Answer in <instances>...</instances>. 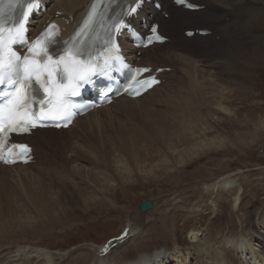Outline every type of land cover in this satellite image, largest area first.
Here are the masks:
<instances>
[{
	"label": "rangeland",
	"instance_id": "rangeland-1",
	"mask_svg": "<svg viewBox=\"0 0 264 264\" xmlns=\"http://www.w3.org/2000/svg\"><path fill=\"white\" fill-rule=\"evenodd\" d=\"M220 2L214 1V4L224 8L226 14L235 15V21L243 20L239 29L250 42V45L238 42V47L223 53L221 63L226 74H222L224 72L212 65L208 58H205L206 66L200 64L198 68H189L178 65V70L174 69L175 64L171 60L161 59L155 63L143 59L141 54L137 63L164 66L171 70L163 75V85L141 104L149 103L154 96L159 97L157 100L168 99L175 92H180V98L186 93L189 95L192 91L189 83L195 81L200 85L211 84L227 79L230 72L238 75V85L234 87L238 94L232 102L224 103L230 113L218 109L209 111L205 108L209 107L207 103L198 110L186 108L189 112L202 114V120L206 119L198 123L185 112L175 116L165 106H153L161 114L144 120L145 128L140 126L141 120L135 115L134 126L122 123L123 118L112 120L110 116L104 118L105 115L101 114L104 119L93 122L89 136L84 143H80L90 155L84 160H78L68 148L78 142L72 134L61 136L68 143L66 156L63 155L60 137L48 134L52 141L40 147H37L35 137L22 139L35 147L36 161L27 170L29 176L23 174L21 179H16L17 172L7 171L0 178V242L8 241L4 236L15 232L19 226H23L20 230L36 227L24 235L26 240L14 241L15 246H32L54 256L75 255L92 248L96 250L106 240L117 236L124 227L127 213H140L139 205L146 200L152 201L154 207L147 214H140L145 223H151L163 212L174 211L181 217L186 216L181 226L207 228L211 221L214 222V229L221 232L226 229H234L235 232L239 229L240 232L241 224L239 228L231 226L238 224L239 217L245 220L247 215L244 216V213L252 214L243 226L244 239L249 241L253 225L264 222V0H250L248 3L251 5L243 8L232 5L231 0ZM196 3L204 5L201 0ZM59 13L56 11L55 14ZM222 35L228 37V34ZM212 74L215 77L209 76ZM174 81L178 85L175 89ZM204 115H209L210 119ZM137 126L140 132L136 131ZM84 129L78 132L81 130L78 128L74 133L82 134ZM225 141V145H220ZM76 165H80L79 169L75 168ZM232 177L235 184L223 187L222 184ZM18 180H21L20 183ZM207 183L218 185L207 190ZM242 188L244 195L242 198L239 196V204L242 203L244 211L239 213L232 207L235 193H242ZM227 189L233 194L222 193ZM217 200H220L218 204ZM211 206L213 208L209 210ZM47 221L55 225L54 232H41V226L48 225ZM67 223H74L75 226L67 229L58 226ZM169 225L170 220H164V226ZM49 227L52 229V224ZM149 229L143 239L149 235ZM188 230L176 235L180 246H184L182 243ZM225 235L229 239L228 244L219 242L215 247L219 251L224 248L226 254L238 251L240 256L241 249L236 248L232 241L236 242L241 237L227 232ZM187 238L191 241L190 236L187 235ZM132 241L129 240L126 247L136 245L137 242ZM252 244L257 249L258 243ZM138 252L144 254L141 249ZM195 258H189L186 264H197ZM238 262L248 264L244 257Z\"/></svg>",
	"mask_w": 264,
	"mask_h": 264
},
{
	"label": "bare ground",
	"instance_id": "bare-ground-1",
	"mask_svg": "<svg viewBox=\"0 0 264 264\" xmlns=\"http://www.w3.org/2000/svg\"><path fill=\"white\" fill-rule=\"evenodd\" d=\"M46 1L47 4L48 2L53 1V4L48 9V15L35 18L32 21V26H31L32 31H35L36 28L40 30L42 28V25L46 23L50 15H54L56 11L62 12L63 14L62 16L65 17L66 22H64L65 23L64 26H66L67 21H69L68 27L69 28L72 27L71 26L72 21L73 20L78 21L83 16V13L86 10V6L89 2V0H46ZM127 1L129 2L130 0H120L119 4ZM153 1H158L160 2V4H162L163 10L166 11V13L170 14L168 19H166L161 12H158L154 8L153 5L154 3H153V4H146L143 10L140 12L138 18L133 20V23L138 28H142L143 20H146V22L148 23L159 22L160 31L166 37H169L170 40L164 45H154L146 50H141L143 59L155 63L160 62L161 59H168L174 62L175 64L174 69L178 70L177 69L178 65H185L186 67L189 68H198L200 64H201L200 66H206L207 63L205 58H208L207 60L213 62L212 65H216L217 69H221L224 72L222 74H226L224 67L221 63V60L223 59L222 57L223 53L232 47L235 46L238 47V44H236L238 42H242L243 45L244 44L250 45L249 40L247 38H244V36L240 32L241 30L239 29V26L242 24L243 20L235 21L236 20L235 18H237L234 17L235 15L226 14L224 8L219 7L220 5L218 6L214 4V1L220 2V0H213V1L201 0L204 1L203 4L205 5V8L197 12L185 11L183 10V8H179L173 5L171 0H153ZM190 1L194 2L198 0H190ZM224 1L227 2V0ZM231 1L233 2V4L232 3L231 4L237 5L238 8H243V6L247 4L251 5V3H248V1L250 0L248 1L231 0ZM253 8H255V6ZM248 11L250 12V10ZM228 17H229V22H227ZM193 27H195L198 30L208 29L211 30L212 33L211 35H208L206 37H201L199 35H195L193 38L186 37L185 32L191 30ZM222 34L224 35L228 34V37L225 38L223 37ZM123 45L124 47L130 46V44H128L127 41L125 40H123ZM159 49L160 50L163 49L164 51L163 50L159 51ZM135 53L136 51L131 50L129 53L130 57L133 58ZM146 66L155 67L156 65L149 64ZM158 67L162 68L164 66H156L155 69ZM209 76L215 77L213 74ZM227 79L223 78L216 81L213 80L214 81L213 83L211 84L205 83L203 85L197 83L198 81L197 82L195 81L196 84L194 82H192L191 84L189 83V87L192 89L191 93L189 95L186 93V95L182 96L181 98H180V92H175L172 94V96H169L168 99L161 98L157 100L156 98L159 97L154 96L152 97L153 99H151L149 103L141 104V102L150 94L151 96H153L154 92L158 89V87L154 88L152 91L148 92L147 94L136 100H132L126 97H120L110 106L94 110L93 112L81 118H78L68 130L57 131L53 129H46V130L38 129L32 133L31 138L32 137L37 138V147H40L42 145H47L48 142L52 141V138L48 136V134L60 138L61 136H65V134L66 135L72 134L73 136L76 137L78 142L77 144H75L76 142L75 141L74 143H72L73 145L71 144V146L68 148L71 149V154L74 153V156H77L76 158H78V160H84L87 156L90 155L88 153V150L84 149L83 144L80 145V143H84V140L87 139L91 130L94 127V123L95 122L98 123L101 121L100 120L102 118L101 114L102 116L105 115L103 116L104 118L106 117V115L110 116L112 120L123 118L124 121H122V123L126 125L131 124L134 126L136 125L133 119V116L135 115L139 120H141L140 126L145 128L146 126L144 124L146 122L143 123L144 120H147L149 117L153 115L161 114L160 113L161 111L159 109H154L153 106L156 107L165 106L167 109L169 108L171 110L172 115L178 116V114H183L185 112V114L190 116L192 119H195L199 123L202 120L203 115L195 112H189L187 111L186 108H190L192 110H198L200 109V106L207 103L209 107H205V108L208 109L209 111L210 110L214 111V109H218L225 111L226 114L230 113L229 110L224 106V103L226 101L232 102V99L236 98L235 95H237L238 93L236 92L234 87L238 85L237 81L239 77L238 75H235L234 73L232 74L230 72L229 75L227 76ZM175 86H176V81L173 82V89L178 87V85L176 87ZM151 101L153 103H151ZM130 105L131 106L137 105L140 107L135 108V107H131ZM204 116L206 117L208 116L207 119L208 120L210 119L209 115H204ZM204 120L206 119H203L202 121ZM84 127L85 129L83 133L81 132L82 134L74 133L76 132V130H78V128H81V130H79L78 132L82 131ZM136 128H137L136 131L140 132V127L137 126ZM61 139H62L61 143L63 145V150H64L63 155L66 156L67 153L65 151V147L68 143L66 142L65 138L62 137ZM19 142L27 143L26 140H20ZM225 143L226 141L221 143L220 145L223 144L225 145ZM79 167L80 165L75 166L76 169H79ZM29 168L30 165H25V166L15 165L14 167H6L0 164V178H2L5 175V172L10 171L11 173L17 172L18 175H16L17 178L16 177L15 178L21 179L23 174L29 176L27 175L29 174L27 171ZM234 180L235 179L233 177L229 178L222 184V186L225 188H229L235 184V182H233ZM20 181L21 180H18L17 182L20 183ZM217 185H218L217 183L214 184L207 183L206 189L207 190L210 188L214 189L217 187ZM218 188H220V185L218 186ZM222 193L233 194L230 193L229 189L223 190ZM235 194H236L234 195L235 204L232 208L237 209L238 211H240L239 213H242L244 209L241 207L242 203L239 204L240 203L239 196H241L242 198V196L244 195V189L242 190V193L240 191L239 194H237V192ZM218 201L220 200H217V204ZM163 202L165 203V201ZM248 203L250 202L248 201ZM213 204L216 205V203ZM212 206L209 208V210L213 208ZM166 212L167 214H165L164 212L163 214H159L157 216V219L155 218L153 221H151V223L149 221L145 223L140 213H135V214L132 212L127 213L126 215L127 218L124 221V227L121 229V232L124 228L130 227L132 236L129 240H134L132 242H137V243L134 246L131 245L129 247H126V242H125L124 244L119 245L117 248H115L112 251V253H110L106 257L100 256V249L103 244L98 246L96 250L92 248L88 250V252L77 253L75 255L71 253L69 254L67 253V254H60V256H54V254L50 252L32 246L29 247L15 246L14 241L26 240V238L25 239L23 238L24 235L28 231L34 230L36 228V227L34 228L27 227L26 230H20L23 226H19L15 232L4 236L8 238V241L0 242V248L2 250V252H0V264H67L68 262H73V264H143V259L145 257L150 259V264H173L174 261L180 262L179 264H186V261L189 258H193V257H196L195 260L197 261V264H226V263L243 264V262L240 263L238 262V260H241L242 257H244L248 261V264H264V222L260 223L259 225L257 224L255 226L253 225L251 238L249 237V241L248 239L247 240L244 239L245 227L243 226L247 224V221L249 220L252 214L244 213L243 214L244 216L247 215L245 220L239 217L238 224L231 226V228H237V227L239 228V224H241L242 230L240 232L239 229L237 232H235L234 229L232 230L226 229V230H222L221 232L217 229H214L213 227L214 222L212 223L211 221L208 222L207 228L203 227L202 225L200 229H197L195 227L189 228L186 225L181 226V223L186 221L185 218L186 216L181 217L180 214H177L174 211H166ZM232 213L234 214L233 210ZM198 219L199 218H196V220ZM164 220H170L169 227L164 226ZM47 222L48 225L43 224L41 226V232H45V233L48 231L54 232L55 225H53L51 221H47ZM51 224H52V229L49 227V225ZM58 226H63L64 229H67L68 227L72 228L75 225L74 223H67ZM180 227H182V229ZM149 228L151 229V231L148 232L149 235L145 239H143ZM161 230L164 231H162V233L160 234L159 232H161ZM186 230H188V232L185 235L186 237L185 241L182 243L184 244V246H180V243L177 242L176 235L177 234L180 235ZM225 232H227L228 234L230 233L232 236L233 234H236L239 235V237H241V239L237 240L236 242L232 241L233 244L235 243L234 245L236 246V248L241 249L240 250L241 252L239 251L240 256L238 255V251H236L237 254L235 252L234 254L229 252H227L226 254V250L224 248L221 251H219V248L215 247L216 244H218L219 242H223L224 244L226 243V245L228 244L229 239L226 237ZM119 234L115 237H118ZM187 235L190 236V239L192 241H188ZM217 235H219L220 238L219 236L217 237ZM164 238H167V240L163 241ZM253 242L258 243L257 249L253 247L252 244ZM177 243L179 245H176ZM168 244H173V245H168ZM135 247H137L136 250H133V248ZM139 249H141V252H143L144 254L138 252ZM113 253L114 255L112 257ZM59 260L61 262H59Z\"/></svg>",
	"mask_w": 264,
	"mask_h": 264
},
{
	"label": "snow or ice",
	"instance_id": "snow-or-ice-1",
	"mask_svg": "<svg viewBox=\"0 0 264 264\" xmlns=\"http://www.w3.org/2000/svg\"><path fill=\"white\" fill-rule=\"evenodd\" d=\"M22 2V0H17V3ZM144 0H138V5L142 6ZM38 7V3L32 2L27 4L25 12L22 14V19L19 23L14 24L11 27H5L2 22H0V47L4 45L5 37L4 33L7 32L9 34V42L17 43L24 42V24L28 19L29 13H31L34 8ZM132 14H135L138 11V7L132 8ZM118 30L121 28H126L123 22L117 26ZM152 33L156 35V40H162L163 38L156 34L157 29L153 27L151 29ZM151 43V41H149ZM39 46V41L34 44L31 48L28 49L30 53L34 52L35 48ZM11 52V48H9ZM44 55L47 56V50H43ZM12 56L15 57L17 61L21 60L19 55H16L15 52L11 53ZM70 55V54H69ZM53 60L51 56H47L46 62L43 64L39 63L35 59H32L30 56L25 55L23 57L22 66L25 73V80L31 78L32 75H35V79L41 86L44 88V91L49 96L48 101V111L45 113L41 110L40 119L53 118L55 119L60 112V109L63 106V98L66 95H77L76 89L80 86V84L74 83V81H82L87 82L86 77L90 74L89 69L83 65V62L80 60L73 59L71 62H67L65 57H61L58 61H55L56 67H51L53 64ZM63 64L64 72L66 73V83L57 84L55 82V72L59 68V66ZM5 65L2 61H0V84L5 82ZM11 69L12 65L7 66ZM147 71V69H144ZM47 73V80L42 79ZM13 99L8 100L6 105L0 106V134H2L5 130L11 129L12 131H16L17 127L23 122L25 125L31 124L32 127H36V124L32 123L29 117V113L26 111V95L24 86L17 88L15 93L11 94ZM7 111L8 116L7 120H5L4 113ZM57 127L60 125L57 124ZM3 145L4 141L0 140V160H3L4 163H14L15 161L6 159L3 155ZM13 149H22L23 151H28L27 146L24 145H13ZM26 162V161H25ZM129 234H125L124 239H127ZM143 264H150V259L145 257L143 259Z\"/></svg>",
	"mask_w": 264,
	"mask_h": 264
},
{
	"label": "water",
	"instance_id": "water-1",
	"mask_svg": "<svg viewBox=\"0 0 264 264\" xmlns=\"http://www.w3.org/2000/svg\"><path fill=\"white\" fill-rule=\"evenodd\" d=\"M153 207V203L150 201H144L140 205V210L142 213H147Z\"/></svg>",
	"mask_w": 264,
	"mask_h": 264
}]
</instances>
